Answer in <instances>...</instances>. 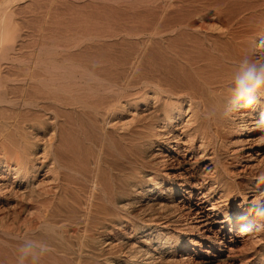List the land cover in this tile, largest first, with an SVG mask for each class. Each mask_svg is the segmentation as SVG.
Listing matches in <instances>:
<instances>
[{
  "label": "bare ground",
  "instance_id": "6f19581e",
  "mask_svg": "<svg viewBox=\"0 0 264 264\" xmlns=\"http://www.w3.org/2000/svg\"><path fill=\"white\" fill-rule=\"evenodd\" d=\"M244 57L264 0H0V264H264Z\"/></svg>",
  "mask_w": 264,
  "mask_h": 264
},
{
  "label": "clouds",
  "instance_id": "9594fccd",
  "mask_svg": "<svg viewBox=\"0 0 264 264\" xmlns=\"http://www.w3.org/2000/svg\"><path fill=\"white\" fill-rule=\"evenodd\" d=\"M264 91V58L244 57L238 64L231 88V105L252 108L259 102ZM264 127V114L258 121ZM264 180V175L260 177ZM249 212L261 223L258 230H264V199L254 200L249 205ZM247 231V227L241 229ZM49 246L42 240L25 237L17 248L16 264H41V259L49 252Z\"/></svg>",
  "mask_w": 264,
  "mask_h": 264
},
{
  "label": "rangeland",
  "instance_id": "374dc122",
  "mask_svg": "<svg viewBox=\"0 0 264 264\" xmlns=\"http://www.w3.org/2000/svg\"><path fill=\"white\" fill-rule=\"evenodd\" d=\"M233 178L238 182L241 181V178H239L238 176H233Z\"/></svg>",
  "mask_w": 264,
  "mask_h": 264
}]
</instances>
